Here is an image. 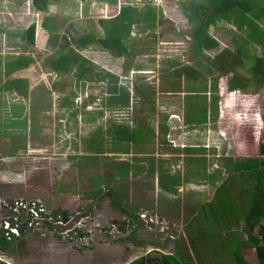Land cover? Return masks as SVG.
Returning a JSON list of instances; mask_svg holds the SVG:
<instances>
[{"label": "rangeland", "instance_id": "1", "mask_svg": "<svg viewBox=\"0 0 264 264\" xmlns=\"http://www.w3.org/2000/svg\"><path fill=\"white\" fill-rule=\"evenodd\" d=\"M186 1L49 0L37 12L30 0H0V200L39 199L50 210L72 208L76 198L107 200L115 227L123 214L149 208L142 223L152 218V228L141 239L164 244L160 250L172 264H234V239L245 242L249 232L239 208L232 205L230 217L214 193L223 184L240 202L254 195L246 178L264 166V88L226 92L227 76L216 78L211 62L221 49H239L235 73L250 77L251 57L261 52L255 26L264 19L238 8L213 18L204 35L215 46L193 56L192 26L181 9ZM233 1L251 12L264 6V0ZM130 9L135 23L126 36L113 18ZM32 23L28 44L23 34ZM183 65L199 77L174 78L173 69ZM109 124L138 128L141 141L110 142ZM203 203L205 217L195 215ZM85 205L79 207L92 209ZM138 215L129 229L120 223L119 232L106 233L108 239L134 240ZM70 243L49 244L47 264H88V245ZM69 247L82 250V260L68 258ZM241 258L257 264L245 246Z\"/></svg>", "mask_w": 264, "mask_h": 264}, {"label": "trees", "instance_id": "2", "mask_svg": "<svg viewBox=\"0 0 264 264\" xmlns=\"http://www.w3.org/2000/svg\"><path fill=\"white\" fill-rule=\"evenodd\" d=\"M49 0H30L31 8H33L37 12H44L47 9V3ZM57 1V0H51ZM78 2H82L83 0H76ZM234 8H238L242 12H248L253 16L254 19L259 20L260 18L264 19V6L258 8L256 11L251 12V7L247 3H237L233 0H210V3L201 7L198 4L192 1H186L181 4V9L186 17L188 23L192 26V55L198 56L199 50H206L209 48H213L215 46V42L211 39V41L204 35V29L207 25L212 21L213 18L220 16ZM135 9H130L128 13L117 15L113 18L114 22L118 25L123 24L122 32L124 35H128L131 29V26L135 23ZM46 21V19H45ZM43 20L41 23V27L45 30L46 25ZM260 37V56L251 57L253 60L252 67L248 68V72L251 73L250 77H242L241 75H237L235 73V67L241 63L239 59L240 50H236L235 52H229L227 49H221L217 56L213 58L211 62L213 70L216 72V78L220 76H227L225 80V90L226 92L238 91L241 94H249L255 92L256 88H264V20L261 22V27L257 25L255 26ZM34 32L35 25L32 23L23 34L24 40L28 44L34 43ZM253 32V31H252ZM254 33V32H253ZM72 38V42H74ZM241 49V47H240ZM49 65V64H48ZM172 75L174 78L184 77L187 79H196L199 77V72L188 65L179 66L173 69ZM253 78V79H252ZM211 89L214 94L213 101L216 97V89L215 83H211ZM263 101H264V91L262 93ZM211 111L213 113L216 112L215 103L212 104ZM37 119V118H36ZM35 117H32V121L30 122L31 131L33 134H36L38 129L37 124L34 122ZM106 134L108 136V140L112 143H126V144H136L141 141V132L138 128L129 127L126 125H112L109 124L106 128ZM228 166L230 167L233 162L231 159L227 161ZM230 170V168H229ZM231 171V170H230ZM151 173V172H150ZM247 188L253 189L254 195L252 197H248L242 195L243 199L240 202L237 200L231 192H227L228 190H224L223 184H221L215 190V198L218 200L217 206H220V210L226 212L230 215V208L234 205L236 208H239L240 219L244 222L248 234L246 235V241L239 238L234 239L235 244L233 245V250L231 251V257L234 260V264H246L241 258V249L242 246H245L247 249L254 250L257 257V264H264V227L260 223L261 220L264 219V166L259 167L258 169H251L247 174ZM224 190V191H223ZM241 192H245L244 189H241ZM94 196V195H93ZM219 196L223 197L225 201H219ZM222 199V198H221ZM230 203V204H229ZM246 204V209H243V206ZM115 205V204H114ZM208 203H203L197 207L195 215L204 216V207H207ZM116 206V205H115ZM209 209V206H208ZM243 209V210H242ZM210 211V210H209ZM203 214V215H202ZM193 217H195L193 215ZM202 217V219H204ZM231 217V215H230ZM229 217V219H230ZM206 219V218H205ZM206 237L211 238L213 236L206 235ZM230 240L228 239L226 242V247H229ZM241 241V242H240ZM11 241H7L3 238H0V247L5 249L9 246ZM0 264H5L0 262ZM129 264H169L165 257L161 255H148L146 257H141L135 259ZM179 264H190L188 262H179Z\"/></svg>", "mask_w": 264, "mask_h": 264}, {"label": "crops", "instance_id": "3", "mask_svg": "<svg viewBox=\"0 0 264 264\" xmlns=\"http://www.w3.org/2000/svg\"><path fill=\"white\" fill-rule=\"evenodd\" d=\"M0 58L2 60L4 57H0ZM83 200H85L87 203H83V201H81L82 203L80 204L78 203L80 199L76 198L72 208L54 207V209L68 211L73 209L74 207L83 206L85 204H90L92 209H94L92 213L94 214L97 223L102 227H100L98 231L94 232L92 236V241L88 245V248H90L89 249L90 256L88 257L89 258L88 264H129L135 259L146 257L152 254H156V255L162 254L161 256L164 257V253H162L160 250L164 246V244L155 241L154 242L149 241V239L146 240L141 239L142 231H144V228H149V229L152 228L151 227L152 225H150L152 224L150 223L151 221H148L149 223L147 224L146 223L143 224L140 219L136 220L135 223L137 227L133 228V237L137 236L139 239L136 237L134 239L135 241L131 240L130 242L124 241L123 243H115V242H111L106 234L107 229L110 227V225H113L114 230L117 229L119 230L120 227H118V225L120 223L121 224L123 223L126 229H129V225L132 224V222L129 221H131L132 218H135L138 215V213L142 215L144 214L143 217H145V212L147 213L148 211H150L149 208H140L138 212L129 213L132 214L131 217H129L128 213L123 214L122 216L123 218L121 217L122 219L119 220L121 222L117 223L116 227L118 228L116 229L114 221L116 223L118 219L116 217L110 218L111 212L112 213L114 212L109 211V208H107V205L108 207L110 205L109 201L107 200L97 201V199H95L93 203H91V200H86V199ZM153 217H155L154 213H153ZM61 242L62 241H59L57 238H53L52 236L39 238L34 235H24L21 238L12 241L7 248L2 249L0 247V262L5 264H47V260H44L46 259L44 258V253L47 252L49 253L48 250H52L50 249L49 244L53 245L55 243H61ZM70 244L73 243L71 242ZM67 250L69 252L68 254L66 253L68 255V258L70 257V259H73L74 262L76 261V259L82 260V257H80L83 254L82 250L78 251L71 247L67 248ZM165 259L168 261L167 257ZM168 263L172 264L170 260L168 261ZM68 264H73V263H68Z\"/></svg>", "mask_w": 264, "mask_h": 264}, {"label": "built area", "instance_id": "4", "mask_svg": "<svg viewBox=\"0 0 264 264\" xmlns=\"http://www.w3.org/2000/svg\"><path fill=\"white\" fill-rule=\"evenodd\" d=\"M92 211L87 208L50 210L39 199L20 198L11 204L0 200V238L12 242L28 233L50 234L64 242L89 245L94 232L100 228ZM143 215H139L142 221ZM113 230L110 225L107 233Z\"/></svg>", "mask_w": 264, "mask_h": 264}, {"label": "clouds", "instance_id": "5", "mask_svg": "<svg viewBox=\"0 0 264 264\" xmlns=\"http://www.w3.org/2000/svg\"><path fill=\"white\" fill-rule=\"evenodd\" d=\"M146 213V212H145ZM139 218V217H138ZM142 221V220H141Z\"/></svg>", "mask_w": 264, "mask_h": 264}, {"label": "flooded vegetation", "instance_id": "6", "mask_svg": "<svg viewBox=\"0 0 264 264\" xmlns=\"http://www.w3.org/2000/svg\"><path fill=\"white\" fill-rule=\"evenodd\" d=\"M114 224H115V222H114ZM117 225V224H116Z\"/></svg>", "mask_w": 264, "mask_h": 264}]
</instances>
